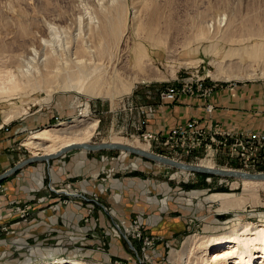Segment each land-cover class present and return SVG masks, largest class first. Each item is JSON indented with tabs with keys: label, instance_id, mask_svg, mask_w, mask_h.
<instances>
[{
	"label": "rangeland",
	"instance_id": "rangeland-1",
	"mask_svg": "<svg viewBox=\"0 0 264 264\" xmlns=\"http://www.w3.org/2000/svg\"><path fill=\"white\" fill-rule=\"evenodd\" d=\"M135 10L136 22L132 20ZM116 13L121 21L113 26L116 35H104L106 24L117 22ZM202 20L214 22L208 36L205 28L203 35H196ZM75 40L98 45L101 55L114 58L111 63L116 56L122 60L117 68L122 66L119 71L126 72L125 78L137 76L132 89L115 93L116 86L103 98L62 88L78 76L70 61L74 56L66 51ZM258 49L263 58L255 55ZM32 51L41 56L56 53L58 74L39 82ZM132 55L145 58L153 71L138 66L133 72ZM250 68L257 74L264 69V0H0V83L11 77L22 84L21 89L0 95V157L11 156L8 170L20 159L44 155L24 145L27 138L44 129L75 124L83 115L76 110L85 103L88 121L97 125L92 136L80 143H118L148 151L128 135L143 120L140 107H162L159 94L168 83L204 78L202 86L211 95L252 84L261 88L264 78L248 75ZM217 73L230 78L215 79ZM244 112L245 116L255 113ZM8 116L11 119L6 120ZM86 153L84 149L68 152L63 165L58 159L45 166L31 163L0 180V264L32 259L36 264L73 260L96 264L98 253L108 258V264H171L172 249H180L187 238L209 234L212 231L206 227L218 225L216 196L246 201L243 210L229 213L228 227L238 221H264V182L244 186L239 179L195 173L196 178L122 151L90 152L92 160ZM75 162L84 171L76 172ZM185 162L199 165L189 157ZM88 165L102 169L92 172L93 177ZM215 165L224 166L219 160ZM255 173H264V165ZM36 177L41 178L40 186L33 182ZM130 181L144 183L141 193L133 192ZM191 191L203 196L182 205L173 201L174 197L187 199ZM147 194L159 200L157 210L151 208ZM119 195L131 196L130 206L122 208H128L126 215L115 202ZM139 202L142 210L137 209ZM118 216L128 218L131 227L125 229ZM119 245L122 249L113 250Z\"/></svg>",
	"mask_w": 264,
	"mask_h": 264
},
{
	"label": "bare ground",
	"instance_id": "bare-ground-1",
	"mask_svg": "<svg viewBox=\"0 0 264 264\" xmlns=\"http://www.w3.org/2000/svg\"><path fill=\"white\" fill-rule=\"evenodd\" d=\"M118 11H119V9H118ZM136 11L137 10L133 11L132 20L133 19L135 20L136 14L138 15V11H137V13H136ZM117 13H116L117 22L115 23V25H113L112 22H111V24L110 23L106 24L105 30L103 31L104 35L105 34H107V36H109V35L115 36L116 35V34H114L116 32H113L114 31L113 26L118 27L121 23L120 19L118 18V17H120V14L117 15ZM207 21H209V20H207ZM134 22H136V20ZM199 23L200 24H198L196 26V29H195V32H197L196 35H198V36L203 35L204 34L203 29L204 28L207 31V36L209 34H211L210 29L213 27L214 22L212 23L211 21L206 22V20H204V21L202 20ZM79 26H81V25H79ZM88 33L90 34L91 32H88ZM86 34H87V32H86ZM89 34H88V37H90ZM117 36H119V35H117ZM80 39H81V37H80ZM87 40L89 41V39H87ZM91 40L92 39H90V43H92ZM119 40L117 41V43L119 42ZM83 41L80 42L79 40H75L73 43H71L70 46H67V48H66L67 49L66 51H68V53H71L74 56V58L71 59L70 61L72 62L73 66L77 67L76 73L78 74V76L74 80V83L70 82V84H68L69 83V81H68V82H65V84H63L61 87L66 88L70 91H74V92L76 91L77 93H80V94H86V95H90V96L91 95L92 96H100L103 98L107 97L110 94V91L112 89H114L116 86H117V89L115 90V93H118V92H120L121 94L128 93L132 89V87L134 86V83L137 80V78H136L137 76L133 75L131 78L130 77L125 78L126 72L124 74L123 73L124 71H119V70H121L122 66L119 65V67L117 68V64H119V62H121L122 60H119V58L115 55L116 58L114 60V63H115V65H114V63H111L109 61L111 59H107L109 56L106 57L105 56L106 54H103L104 56L101 55V51L99 50V47L96 48L98 45L95 47L92 46V44L86 45V43H89V42L84 43L85 41L84 42ZM112 48H113V52L115 54L117 49H115L116 48L115 46ZM118 51H121V50H118ZM32 52H33V59H35V60L37 59V61H38L37 66L35 68L37 69L36 73L40 78L39 82H43L44 80H46L48 77L52 76L53 74L54 75L58 74L60 67H59L57 57H56L57 56L56 53L44 52V53H42V56H41L37 52H34V51H32ZM109 52L107 55L112 54V53L109 54ZM262 53H263L262 50L258 49V52L255 55L263 58ZM121 55H122V53H121ZM112 56H110V58ZM132 56H133V63H132L131 67L134 68L133 72H135V67L137 68L138 66L143 68V69L148 68V70L153 71V68L151 67L152 65H150V63L147 62L145 58L144 59L143 58L136 59L134 57V55H132ZM105 57H106V59H105ZM104 59L106 61H103ZM66 64H64V66ZM122 65H125V64H122ZM127 65H125V66H127ZM183 67H186V66H183ZM124 68H122V69H124ZM125 70H126V68H125ZM250 70H251V72L249 71L248 75H250L252 77H263L264 78V69L261 71L260 74L255 73L254 69L250 68ZM128 73H130V72L128 71ZM136 74L139 75L138 72ZM128 76H129V74H128ZM214 78L215 79L228 80L230 77L222 76L220 73H217L214 76ZM126 79H131V80H126ZM21 85L22 84H20L16 80L12 79L11 77L10 78L8 77L6 79H2V82L0 83V95L11 94L15 90L21 89ZM207 100H209V98ZM76 112H79L83 115H82V119L76 121V123L73 125H67V126H64L65 128L62 127L60 129H56V130L44 129V131L31 134L27 138V140L24 142V145H26V146L30 145L31 147L42 150L45 153H44V155H39V156L38 155H36V156L32 155L29 157L35 158V157H42L45 155H52V154L57 153L63 147H66V146L74 144V143H80V142L87 141L92 136L93 132L95 131L94 129L96 128L97 122L96 121H91V122L88 121V118H87V117H89V114H88L89 113V104L88 103H85L82 106V108L77 109ZM13 115H11L10 117H12ZM10 117L8 116L6 120L11 119ZM85 118H87V119H85ZM220 125H221V128L225 131L250 130V129H246V128L226 127V126L222 125L221 123H220ZM153 130H155V129H153ZM251 130L258 132L260 134L264 133L263 131H259V130H254V129H251ZM46 139L51 140L50 145L44 144V141ZM135 142L139 145H142L138 141H135ZM102 143H104V142H102ZM86 144H90V143H86ZM143 146H145V145H143ZM131 147H133V146H131ZM133 148H135V147H133ZM79 150H81V149H79ZM141 150H143V149H141ZM90 152H92V151H90ZM90 152L88 151V153H90ZM118 152L120 154V151H118ZM122 152H125V151L122 150ZM148 152H150L149 149H148ZM64 155H60L56 159L59 160V158L61 156H64ZM134 158H135V156H134ZM56 159H51V160H56ZM206 159H208V160H206ZM25 160H23V161H25ZM51 160H48L47 162L42 161V162H38V163H47V165H49V164H51L50 163ZM204 160H206L204 162V165H203L204 167L206 166L207 168H212V169L223 168L226 170H231L225 166L222 167V165L217 166L214 164V167H212L213 166L212 162H211L212 159L210 156L199 161L197 163L199 165H197V166H200V163L203 162ZM149 161H151V160H149ZM20 162H22V161H20ZM152 162H154L156 164L159 161L154 160ZM159 163H161V162H159ZM163 165H165V164H163ZM192 165H195V164L192 163ZM165 166H168V165H165ZM168 167H170L171 169H179V168H175L173 166H168ZM200 167H202V166H200ZM234 170H236V169H234ZM238 171H241V170H238ZM186 172H189L191 174V176L195 175L197 178V175L195 173L188 171V170H186ZM242 172H244V171H242ZM245 173H249V172H245ZM250 173H255V172H250ZM234 179L242 180L244 186L251 185L253 181L264 182V181L251 180V179L250 180L241 179V178H234ZM143 184H144L143 182H139V181H130L129 182V185H131L133 192L135 190V191H137L136 193H141L140 191H141L142 187L144 186ZM201 196H203L202 193L196 192V191H191V192H189L187 199L175 198V197L173 198L171 196L169 198V200H172V198H173L174 199L173 201L175 203L182 205V204L189 203L191 201V198H199ZM145 198L148 200L149 203H151V206H152L151 208L154 210L155 209L157 210V207L160 205L159 200L155 197L150 198L148 194L145 196ZM214 198L217 201V203H215V204H217V207H218V209L214 210L215 211L214 217L216 219L215 223L218 225L215 226L214 228L206 227L207 230L211 229L210 231H212V232L209 231L210 232L209 234H204V236H194V237H190V238L185 239V241L181 245L180 249L175 248L169 252V255H168L169 256L168 257L169 262L171 264H264V221H263V223L249 222V221H238V223H232V227H228L227 226L228 225L227 220H228L229 213L232 211L238 212V210H243V208H245L244 204H246V201H239L238 199L236 200L234 198L233 199H227L226 197H222V196L221 197L216 196ZM131 200L132 199H131L130 195H128L127 197H123V196L119 195L115 198V202L118 204L119 211H123L122 215H126V212L128 209V208H126L125 209L126 211H125L122 208L124 206L126 207L127 204L130 206ZM139 204H140V202H139ZM142 204H143V202H142ZM142 204H140V206L137 209L140 210L141 209L140 207L143 206ZM157 217H158V215L154 214V218L156 219ZM261 217H263V215ZM119 218H120V221H121V223L125 229H129V227H131L130 225H128L129 224L128 218H125V217H119ZM262 219H264V218H262ZM205 233H207V232H205ZM120 249H122V245L121 246L119 245V247H117V246L113 247V250H116V251L120 250ZM113 250H112V252H113ZM209 251H213V253L210 254L211 255L210 258H206L207 253ZM37 254H38V252H37ZM39 255H40V257L43 256L41 254H39ZM99 258H101V259H99ZM96 259H97L96 264H108V262H109L107 257H104L99 253L96 254ZM32 260L31 261L25 260L22 264H36ZM31 262H33V263H31ZM41 264H93V263H89V262L84 261V260H73V261H63V262H60V261L45 262V263H41Z\"/></svg>",
	"mask_w": 264,
	"mask_h": 264
},
{
	"label": "built area",
	"instance_id": "built-area-1",
	"mask_svg": "<svg viewBox=\"0 0 264 264\" xmlns=\"http://www.w3.org/2000/svg\"><path fill=\"white\" fill-rule=\"evenodd\" d=\"M203 79L168 83L159 94L161 103L163 105L174 103L181 97L203 96L205 98L200 99H210L211 90L203 88ZM200 91H202L201 96L197 94ZM157 107H140L139 114L142 115L143 120L135 127V133L128 135L145 145L152 154L184 164L188 157L198 163L210 156L213 163L219 160L228 169L249 173L256 172L264 165V133L260 134L253 130L225 131L219 122L204 117H190L168 128L148 130L145 127ZM213 109L211 103L205 102L206 113H211Z\"/></svg>",
	"mask_w": 264,
	"mask_h": 264
},
{
	"label": "crops",
	"instance_id": "crops-1",
	"mask_svg": "<svg viewBox=\"0 0 264 264\" xmlns=\"http://www.w3.org/2000/svg\"><path fill=\"white\" fill-rule=\"evenodd\" d=\"M245 87L232 89L231 91L216 90L215 92H213L210 99L208 100L210 103L214 105V109L210 114L206 113L204 110V105L206 100L187 98V97L178 98L176 101H174V103H168L167 105H163L162 107H157L155 113L151 118L152 120L148 122L145 128L148 130L168 128L169 126L181 121H185L190 117L193 118L204 117L219 122L226 127H241L250 130L254 129L264 132V85L261 88H259L260 86L253 84ZM234 107L235 108L238 107L239 109H242L244 111H247V109H251V111L254 110L255 113L249 112L245 116L246 112L244 111L239 112V111L230 110V108L232 109ZM76 154H74V157ZM86 154L88 160H92L93 157L90 159L88 157L89 153ZM65 155L61 156L59 160H57V163L63 165L62 162L65 163V160L62 159H65ZM78 157L82 161L83 159L82 155L80 154ZM10 160H12L11 156L10 157L6 156L5 158L0 157V171L9 168V165L11 163ZM35 163L38 164V162ZM40 164H43L44 166L47 165V163H40ZM70 164L71 165L73 164L72 161L70 162ZM62 167L64 172L65 170L64 168L66 167L65 166ZM79 167H81L82 170L79 169ZM86 167L89 168L88 171L91 169L89 173L93 172L94 174L99 170L101 171L102 169V168L100 169L99 167L97 168V166H93L92 168L90 165ZM73 168L75 169L76 172H79V171H84L85 167L75 162V166ZM93 173L92 175L94 177ZM33 180H34L33 182L37 186H40L39 183L41 182V178L36 177Z\"/></svg>",
	"mask_w": 264,
	"mask_h": 264
},
{
	"label": "water",
	"instance_id": "water-1",
	"mask_svg": "<svg viewBox=\"0 0 264 264\" xmlns=\"http://www.w3.org/2000/svg\"><path fill=\"white\" fill-rule=\"evenodd\" d=\"M79 149H85L87 151H92V152H99V151H106V150H115V151H125L128 152L129 154L135 155V156H140L144 159H148L151 161L157 160L165 165L168 166H173L175 168L183 169V170H188L193 173L197 174H207V175H213V176H220V177H226V178H241V179H248V180H259V181H264V173H245L242 171L238 170H226L223 168H207V167H200L197 165H192L189 163L183 164L177 161H174L172 159H167L165 157L159 156L157 154H152L151 152L144 151L141 149L133 148L131 146L125 145V144H118V143H90V144H85V143H74L71 145H68L66 147H63L60 149L57 153L52 154V155H45L42 157H28L26 158L25 161L18 162L14 164L10 169L5 170V172L0 174V180H3L11 174L15 173L17 170L22 169L26 167V165L35 163V162H42L45 161L47 162L48 160L51 159H56L60 155L67 154L70 151L74 150H79Z\"/></svg>",
	"mask_w": 264,
	"mask_h": 264
}]
</instances>
